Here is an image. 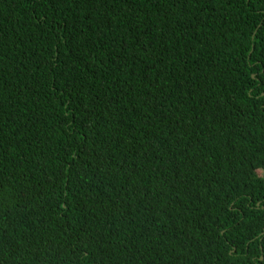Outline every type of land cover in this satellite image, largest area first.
I'll list each match as a JSON object with an SVG mask.
<instances>
[{
	"label": "trees",
	"instance_id": "16d2710c",
	"mask_svg": "<svg viewBox=\"0 0 264 264\" xmlns=\"http://www.w3.org/2000/svg\"><path fill=\"white\" fill-rule=\"evenodd\" d=\"M264 0H0V264H264Z\"/></svg>",
	"mask_w": 264,
	"mask_h": 264
},
{
	"label": "rangeland",
	"instance_id": "374dc122",
	"mask_svg": "<svg viewBox=\"0 0 264 264\" xmlns=\"http://www.w3.org/2000/svg\"><path fill=\"white\" fill-rule=\"evenodd\" d=\"M260 175H261V176H264V173L261 172Z\"/></svg>",
	"mask_w": 264,
	"mask_h": 264
}]
</instances>
